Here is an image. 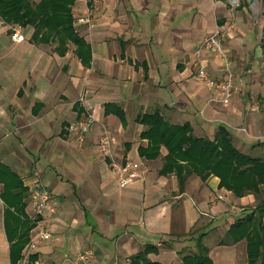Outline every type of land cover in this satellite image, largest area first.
I'll return each mask as SVG.
<instances>
[{
    "label": "crops",
    "instance_id": "crops-1",
    "mask_svg": "<svg viewBox=\"0 0 264 264\" xmlns=\"http://www.w3.org/2000/svg\"><path fill=\"white\" fill-rule=\"evenodd\" d=\"M72 6L74 13L84 10ZM212 8L211 0H101L94 28L77 27L88 46L82 56L70 42L44 41L41 33L34 39L32 26L21 27L24 40L16 42L14 27L0 18V264H21L16 259L23 251L12 254L11 246L26 223L32 225L35 176L52 195V239L38 250L46 264H71L68 259L86 250L104 264H132L146 247L154 248L147 258L160 264H183L203 248L212 264H247L245 242L225 240L243 216L232 217L216 202L215 195L230 193L220 179L186 172L181 189L175 173L160 174L165 147L156 160L140 155L149 143L136 118L145 112L159 111L173 124L189 122L198 137L211 138L224 126L243 152L264 132L247 115L245 93L225 106L198 78L196 51L214 31ZM232 22L222 17L219 24L229 33ZM229 37L234 71L233 57L244 51ZM199 61L211 79L225 78L220 57L204 50ZM87 108L97 122L80 146L68 127ZM104 128L118 140L116 156L134 164L137 180L129 188L119 187L99 154ZM249 199L238 200L245 205ZM34 235L32 226L28 243Z\"/></svg>",
    "mask_w": 264,
    "mask_h": 264
},
{
    "label": "trees",
    "instance_id": "trees-1",
    "mask_svg": "<svg viewBox=\"0 0 264 264\" xmlns=\"http://www.w3.org/2000/svg\"><path fill=\"white\" fill-rule=\"evenodd\" d=\"M259 1L264 4V0ZM73 2L41 0L35 4L32 0H0V18L14 28L34 27V39L41 33L44 41L70 42L78 47L82 56L88 52V46L77 29L82 25L75 24ZM261 48L264 52V25ZM136 122L145 127L141 138L149 143L146 148H140V155L156 160L161 157V148L165 147L168 153L163 157L160 174L175 173L181 189L189 175L186 172H189L204 181L210 176L219 178V187L237 198L261 193L264 156H253L238 149L226 127L220 126L211 138L198 137L189 122L173 124L159 111L140 113ZM29 224L26 223L24 234L12 244V254L13 250L22 253L28 243L27 235L33 226ZM227 236L233 244L245 242L247 264H264V201L237 219L229 227ZM153 251V247H146L133 258L132 264H160L147 258ZM16 260H21V257ZM183 264H212V260L205 253L183 257Z\"/></svg>",
    "mask_w": 264,
    "mask_h": 264
},
{
    "label": "built area",
    "instance_id": "built-area-1",
    "mask_svg": "<svg viewBox=\"0 0 264 264\" xmlns=\"http://www.w3.org/2000/svg\"><path fill=\"white\" fill-rule=\"evenodd\" d=\"M74 2L84 8L82 12L74 13L75 24L85 26L89 30H92L95 26L94 12L101 0H74ZM227 32V29L216 28L211 34L202 39L196 51V56L199 60L202 52L206 50L224 61V79H211L205 66H203L202 63L200 64L201 61L199 60L197 75L207 86L220 94V102L225 106H229L236 94L240 93L244 87L242 80H240L232 70L230 59L223 45V40ZM12 40L16 42L24 40L20 28H14ZM78 102L85 105V96H81ZM258 107V105L252 106L251 111H256ZM96 122V116L87 108L81 118L69 125V133L75 136L80 146H83ZM242 131L246 132L247 130L243 128ZM118 145L117 138L110 130L104 128L99 140V154L103 159L109 160L117 184L120 188L125 189L131 187L136 182L137 175L134 164L130 159L123 161L116 156ZM51 197V192L42 178L40 176H35L32 180L30 201L32 209L31 222L35 230V235L30 239L23 250L21 264H46L45 260L38 255V250L42 243L52 239V232L49 225ZM219 198L222 197L219 196ZM34 257L35 259H33ZM68 262L71 264H104L97 259L94 252L91 250L79 252L73 258L68 259Z\"/></svg>",
    "mask_w": 264,
    "mask_h": 264
},
{
    "label": "rangeland",
    "instance_id": "rangeland-1",
    "mask_svg": "<svg viewBox=\"0 0 264 264\" xmlns=\"http://www.w3.org/2000/svg\"><path fill=\"white\" fill-rule=\"evenodd\" d=\"M213 2L212 8V25L211 29L222 28L225 25H220L222 17L230 18L232 22V30L226 33L223 45L228 55L230 54V35H234L235 39L238 40L240 51H244V57L239 58L233 57L234 71L236 76L242 80L244 84V90L236 96H241L244 93L248 97V114L251 118H254L261 122L264 127V52L261 49V40L263 38V25H264V4L259 0H211ZM16 27V26H15ZM17 28H20L17 26ZM239 38V39H237ZM248 50L250 54L248 56ZM251 69V71H248ZM249 72V73H248ZM251 73V74H250ZM252 86H254L252 88ZM248 89H247V88ZM255 88V89H254ZM258 105L256 111H251V107ZM247 130V128H244ZM245 134L246 132L242 131ZM257 138H254V142L258 140V144L264 140V132H258ZM254 145L251 148L244 147L247 150L246 153L253 156H264V143L263 145ZM237 147V146H236ZM242 151V150H241ZM230 192V191H229ZM221 196L222 198H219ZM248 196V195H247ZM250 199L246 201L245 205H242L240 201L231 192L219 193L215 195L216 202L221 203V207L228 209L232 217H238L246 215L255 208L258 204L264 201V186H262L261 193L259 195L249 194ZM216 235V234H215ZM220 239V238H219ZM226 242H231L226 234ZM25 249V248H24ZM202 253H207L205 248L202 249ZM23 259V253H22ZM21 259V263H22Z\"/></svg>",
    "mask_w": 264,
    "mask_h": 264
}]
</instances>
